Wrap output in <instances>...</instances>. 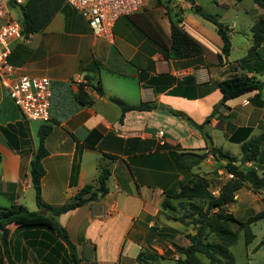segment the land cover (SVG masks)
Instances as JSON below:
<instances>
[{
  "label": "crops",
  "instance_id": "crops-1",
  "mask_svg": "<svg viewBox=\"0 0 264 264\" xmlns=\"http://www.w3.org/2000/svg\"><path fill=\"white\" fill-rule=\"evenodd\" d=\"M215 2L222 9L235 7L237 3L234 0ZM195 4L198 5L196 0ZM167 6L174 12L182 9L183 29L200 45L201 56L177 59L172 55L168 9L154 3L147 10L122 17L114 27L111 41L96 39L85 21L87 27L76 29L80 40L75 52L65 56L54 54L50 42L42 37L51 29L61 30L62 23L55 22L58 13L44 31L26 42L32 43L36 37V43L26 54L29 59L23 58L20 63L13 59L23 73L46 76L52 81L50 122L55 124L45 141L48 156L43 160L46 171L42 179L43 201L52 206L64 205L86 185L97 188L102 168L111 171L105 196L58 217L76 246L82 264H138L139 253L148 248L146 237L152 234L149 229L166 199L164 192L185 180L170 152H204L207 147L203 133L190 120L201 125L212 115L222 99L217 88L219 82L242 73L258 79L261 75L238 64L249 54L252 32L246 54L232 59L236 22L227 24L221 20L231 29L232 48L229 57L220 63L223 42L214 25L196 15L187 0H173ZM254 13V22L248 25L250 31L262 11ZM262 49L264 43L259 51ZM95 86H100L104 95ZM81 91L92 101L90 106L80 104ZM111 97L130 105L147 103L152 109L128 112L121 122L122 111ZM260 97L253 92L220 106L216 116L204 126V133L215 146V137L220 132L229 144L241 147L230 141L237 129H251L249 139L255 138L256 131L264 130V101ZM34 123L38 122L28 121L0 84V197L10 206L23 205L30 192L35 196L30 164L38 149V129L42 123L33 126ZM134 132L143 135L134 137ZM160 132L163 137L159 136ZM259 158V164H255L258 173L264 169L262 154ZM221 164L224 166V162H217L209 155L188 173V181L197 177L209 181L216 166ZM215 179L218 178L215 176ZM239 196L238 193L236 204ZM258 223L261 237L255 232ZM258 223L252 227L256 235L252 244L247 246L243 233H239L237 243L230 248L235 258L238 241L243 239L245 264H259V256L264 260V246H258L264 239V223ZM172 228L176 229L171 234L175 241L179 230ZM9 229L11 257L16 264H48L43 259L50 253L39 246L45 241L46 231H16L15 226ZM167 245L171 252L175 251L170 243ZM152 246L163 255L162 248ZM178 258L179 255L174 256ZM162 260L168 258L159 259L157 264ZM0 264H8L1 250Z\"/></svg>",
  "mask_w": 264,
  "mask_h": 264
},
{
  "label": "trees",
  "instance_id": "trees-1",
  "mask_svg": "<svg viewBox=\"0 0 264 264\" xmlns=\"http://www.w3.org/2000/svg\"><path fill=\"white\" fill-rule=\"evenodd\" d=\"M187 1L191 4L196 15L214 25L216 33L223 42L222 52L219 56L220 63H222L224 59L229 57L231 52V29L221 21L218 14L207 13L202 7L195 4V0ZM234 1L240 3L243 0ZM253 1L264 10V0ZM166 8L169 7L166 6ZM63 10L64 0H29L19 8L22 40L30 41L34 34L44 31L54 17ZM181 12L182 9L180 8L176 12L168 9L171 23L172 55L177 59L201 56L203 54L202 48L183 29L182 18H180ZM251 32L253 44L248 52L249 54L238 64L242 68H247L253 74L263 75L264 51L260 52L259 49L264 43V17L259 18L254 23ZM10 61L13 65L15 64L12 58ZM217 88L222 94V99L214 108L212 115L201 125L190 120L193 126L203 133L207 143L204 152L172 151L170 157L177 170L185 175L199 166L209 155H212L215 161L224 162L223 168L230 178L220 185L217 195L210 189V181L200 177L188 183L177 182L164 192L166 199L161 204V212H176L177 207L173 202H177L184 212L189 210L190 213L175 217L174 221L187 227L192 226L196 231L195 234L186 236L189 241L187 246H181L175 242L172 244L175 250L173 257L179 255L178 259L173 258L177 264H205L201 256L205 257L209 264H235L230 248L237 243L238 234L243 233L245 243L248 246L256 239L252 227L258 222H264V198L263 208L243 222L237 220L227 210L229 206L236 202L238 192L244 187L250 188L254 193L264 192V175H259L257 165H255L262 154L261 148L264 144V135L249 139L251 129H237L230 141L241 144V155L238 157L229 151H225L222 147L215 146L211 137L204 133V126L216 116L220 106H225L228 101L253 92H257L260 97L263 82L255 75L249 77L242 73L219 82ZM94 89L100 95H104L100 86H95ZM78 100L84 106L92 104V101L83 91L79 94ZM110 100L121 109V122H123L124 116L128 112L149 111L152 109V106L147 103L130 105L116 97H111ZM171 112L180 115L177 111ZM54 124L49 121L40 125L38 129V149L30 164V178L38 211H29L23 205L0 206V232H2L0 250L3 256L6 257L8 264H16L11 257L10 250L11 232L9 228L14 226L16 231L44 230L48 233L45 234V241L39 244L50 253L49 256L43 259L48 264H82L76 246L70 240L68 231L58 222V217L90 202L97 201L108 193L107 181L111 171L102 168L98 177L97 188L91 184L86 185L72 200L61 206H52L43 201L42 179L46 174L43 160L48 156L45 141L52 133ZM111 158L115 159V157ZM1 160L0 155V162ZM185 204L188 205L187 209L184 206ZM34 244L38 245L37 242ZM258 246H264V239ZM164 258V255H159L157 252L142 251L137 257V262L138 264H157L159 259Z\"/></svg>",
  "mask_w": 264,
  "mask_h": 264
},
{
  "label": "rangeland",
  "instance_id": "rangeland-1",
  "mask_svg": "<svg viewBox=\"0 0 264 264\" xmlns=\"http://www.w3.org/2000/svg\"><path fill=\"white\" fill-rule=\"evenodd\" d=\"M173 0H156L154 3L158 4L159 6H167L172 4ZM198 5L203 8L204 11L210 14H218L221 17V20L223 22H226L227 24H231L233 22H236L235 32L232 35V41L234 45L233 53H232V59H236L239 57H242L246 54L245 50L248 46L249 39L251 38V31L248 29V25L255 19L256 14L254 13L256 10L262 11V15H260L259 18L264 17L263 9L256 6V10H254V2L253 0H243L240 3H236L235 7L231 6L228 9H222L217 8L215 5L214 0H196ZM222 2H226L228 0H221ZM232 1V0H229ZM225 6L224 8H226ZM15 18H19V12L15 8H13V13ZM258 18V19H259ZM55 22L62 23V28L60 31L55 30H49V34H42L44 37V40H48L50 42V50L54 52V54L59 56H65L69 52H75V48L78 45L79 42V36L76 34L77 30H81L82 26L87 27V23L85 20L81 17V15L78 13L76 9H74L72 6L67 4L64 1V10L63 12H60ZM65 23V25L63 24ZM74 29H72L73 27ZM36 43V37L33 39L32 43L26 44V41L22 40L21 43L16 45L13 50L12 59L16 61V63H20L22 59H29V56L27 57V53L29 47H33V45ZM49 50V49H48ZM44 51V50H41ZM46 51V50H45ZM264 49L261 50L263 52ZM47 52V51H46ZM25 53V54H24ZM27 54V55H26ZM259 79L263 82V90L262 95L260 99L264 101V74L259 76ZM264 113V109H263ZM39 125L38 123H34L33 126ZM262 130V129H261ZM256 131L255 136L257 137L260 134H264L263 131ZM215 140L217 142L216 146L223 147L225 151H229L233 155L239 156L241 154V147L239 145H233L229 144L225 139L223 138L222 134L218 132V134L215 137ZM262 159L264 160V150L262 151ZM259 162V161H258ZM257 162V164H259ZM222 166H216V170L214 172V176L209 178L210 180V189L213 191L215 195L218 194L217 189L225 183L230 177L229 174L226 172V170ZM264 170V169H263ZM263 170H259L260 175H264ZM220 172V173H219ZM222 172V173H221ZM184 181L183 183L189 182L190 175L187 173L184 175ZM215 176L218 179H215ZM239 203H234L233 205L229 206L227 210L232 213L235 218L239 221H246L249 217L253 216L254 214L258 213L263 208V198H264V192L260 191L258 193L252 192L250 188L244 187L239 192ZM238 195V194H237ZM174 205L177 207V211L172 213L170 211H162L156 218V221L151 229L149 231H152V234H148L146 238H148L147 244L148 248H145V252H156V250L153 248L152 245H157L160 248L163 249V255L168 258V260H162L160 264H177V262L173 259V252L170 251L167 243H170L171 245L175 242L178 245L184 246L185 244L188 245V241L186 239V236L188 234H195L196 231L193 229L192 226L187 227L179 222H175V217H181L185 214H189L190 211L186 210L185 212L182 210L181 206L177 202H173ZM0 205L1 207H9L10 205L7 204V201H4L0 197ZM6 204V205H3ZM23 206L26 207L29 211H38L36 206V200L34 194L30 192L29 194H26V201L23 203ZM186 209L188 208V205H184ZM264 223V222H261ZM256 226V234L258 237L262 236V230L260 223ZM177 227L179 232L176 233V236L179 238L174 241L172 233L176 232V229L172 227ZM171 237V238H170ZM172 239V240H171ZM155 240V241H154ZM243 239L240 238L237 244V248L235 249V261L237 264H245L244 254H243ZM172 257V258H171ZM171 259V260H170ZM202 261L205 264H209L207 259L203 256H201ZM264 263V260L260 258V256L257 258V263L261 264Z\"/></svg>",
  "mask_w": 264,
  "mask_h": 264
},
{
  "label": "built area",
  "instance_id": "built-area-1",
  "mask_svg": "<svg viewBox=\"0 0 264 264\" xmlns=\"http://www.w3.org/2000/svg\"><path fill=\"white\" fill-rule=\"evenodd\" d=\"M29 0H0V84L14 105L30 122L50 121L52 81L46 76H30L11 63L14 45L22 40V26L15 18ZM88 23L96 39L111 41L116 23L126 16L149 9L156 0H64ZM244 102L243 104H247ZM134 132V137H142ZM163 132L159 136L163 137Z\"/></svg>",
  "mask_w": 264,
  "mask_h": 264
}]
</instances>
